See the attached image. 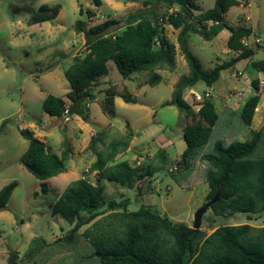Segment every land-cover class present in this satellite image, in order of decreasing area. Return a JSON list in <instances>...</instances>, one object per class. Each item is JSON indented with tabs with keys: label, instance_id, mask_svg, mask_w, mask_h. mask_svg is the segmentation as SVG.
<instances>
[{
	"label": "rangeland",
	"instance_id": "1",
	"mask_svg": "<svg viewBox=\"0 0 264 264\" xmlns=\"http://www.w3.org/2000/svg\"><path fill=\"white\" fill-rule=\"evenodd\" d=\"M100 1L101 5L96 7L92 0H0V189L16 182L5 210L0 211V264H7L12 253L17 254L16 263H19L34 237L50 241L70 230L71 225L60 215L51 214V205L74 181L84 178L95 183L98 174L91 167L96 153H105L114 141L130 139L128 149L109 166L121 161L132 167L146 165L152 176L135 181L131 187L103 180V215L83 226L80 232L88 229L94 238L110 235L114 227L107 225L113 219L106 204L112 200L127 199L129 211L150 206L173 223L189 227H192L194 214L208 202L209 189L200 173L206 165L199 158L195 164L197 170L190 174L198 183L185 189L172 178L179 172L184 173L179 169L178 161L186 149L182 139V114L174 106H165L171 101L176 83L189 72L177 41L180 30L164 25V34L175 47V67L171 70L160 67L136 72L125 79L112 61L107 62L108 74L99 78L92 87L93 100L81 102L86 120L82 116L69 115V121L64 123L63 117L50 116L43 110L42 103L48 95L62 98L66 107H72V102L66 98L71 87L65 71L73 64L74 57L86 53L84 31L106 20H115L119 22L117 32L123 29L125 19L138 11L147 9L152 18L154 14L161 16L178 10L174 6L167 11L161 3L148 8L141 1ZM194 1V13L198 14L213 8L216 0ZM41 5L58 7V16L51 22L31 24L30 17ZM88 12L94 16H88ZM223 18L228 29L213 40L204 41L199 34H190L187 38L189 49L202 66L211 69L236 57L228 50L226 42L229 29L240 26L253 30V35L246 41L256 53L251 59L239 61L222 71L213 84L211 103L221 114V122L201 153L210 152L218 140L244 142L250 138L251 131H257L264 125V88L260 96L263 102L257 106L252 125L246 128L238 119L242 105L253 94L251 81L255 77L258 81L264 78L251 67L252 61L264 60V0H241L240 6L229 8ZM77 21L81 22V33L75 29ZM258 39L263 43H256ZM235 72H241V75L233 77ZM154 75L159 76L156 84H152ZM206 88L199 81L190 89L202 94ZM190 89L183 92V99L187 101H190ZM109 90L134 96L136 103L128 104L115 97V115L110 117L101 109L102 100ZM239 93L243 94L241 99ZM228 109L234 111L231 116ZM90 123L99 126L100 132L95 133ZM18 128L32 131L57 155H61L60 145L66 141L71 153L64 163V172L43 182L31 175L19 162L28 148V141L19 134ZM98 134H101V141L93 152L88 146ZM261 155V151H256V157ZM184 181L185 185L192 184V180ZM243 224L253 227L255 234L257 229L264 227V212L250 216L235 214L226 218L214 215L209 208L202 217L201 229L211 234L220 226ZM113 225L121 235L120 228L116 226L118 223L113 221Z\"/></svg>",
	"mask_w": 264,
	"mask_h": 264
},
{
	"label": "trees",
	"instance_id": "2",
	"mask_svg": "<svg viewBox=\"0 0 264 264\" xmlns=\"http://www.w3.org/2000/svg\"><path fill=\"white\" fill-rule=\"evenodd\" d=\"M92 1L96 7L101 5L100 0ZM130 1H141L148 8L161 3L167 11L174 6L178 10L161 16L154 14L152 18L147 9L138 11L129 15L123 29L117 32L119 22L115 20H106L84 31L86 53L74 57L73 64L65 71V78L71 87L66 98L72 105L80 100H93L92 87L99 78L108 74L109 61L115 64L125 79L136 72L153 71L160 67L173 69L175 47L164 34V25L180 30L177 41L189 72L176 83L171 101L165 106H174L182 114V139L186 149L178 161L179 169L184 173L179 172L172 178L185 189L198 183L190 174L197 170L195 164L199 158L206 165L200 173L209 189L207 201L219 195V200L210 207L214 215L228 218L235 214L250 216L263 213L264 125L257 131H251L250 138L244 142L218 140L213 143L210 152L201 153L221 122V114L215 110L211 100L201 103L199 110L195 111L183 99V92L199 81L211 87L222 71L255 55V49L242 44L244 39L253 35V30L246 26L229 29L226 46L236 57L211 69L202 66L187 44L190 34H199L204 41H211L228 29L223 16L229 8L240 6L241 0H216L213 8L198 14L194 13V0ZM58 13V7L41 5L30 17V23L51 22ZM87 14L94 16L92 12ZM75 29L78 33L82 32L80 21L76 22ZM251 67L256 73L264 75V60L252 61ZM158 79L159 76L154 75L152 84H156ZM250 85L253 94L238 114L240 123L246 128L252 125L263 90L257 78ZM117 96L125 103H136L134 96L107 91L101 109L110 117L115 115L114 98ZM42 108L48 115L61 118L66 106L62 98L48 95ZM233 112L228 109L229 116ZM82 119H87L86 114ZM18 132L28 141V148L19 162L31 175L43 182L64 172V163L71 153L66 141L60 145L61 155H57L32 131L18 128ZM100 135H95L88 146L93 152L101 141ZM129 140L114 141L105 153H96L91 167L98 174L94 184L86 179L76 180L51 205V214L60 215L71 225L70 230L52 242L34 237L19 263H16L17 254L12 253L7 258V264H264V227L253 234L254 229L248 224L220 226L211 234H206L201 228L195 230L185 224L173 223L150 206L129 211L127 199L119 202L112 200L106 204V209L111 212L109 216L118 223L116 226L120 228L121 235H118L113 221L107 225L114 227L108 236L91 237L88 229L80 232L83 226L103 215V180L131 187L135 181L152 176L146 165L132 167L121 161L109 166L128 149ZM256 151H261L262 155L256 157ZM188 179L192 180V184L185 185L184 180ZM42 186L45 187V183ZM15 187L16 182L13 181L0 189V211L5 210ZM118 209L122 211H116Z\"/></svg>",
	"mask_w": 264,
	"mask_h": 264
},
{
	"label": "built area",
	"instance_id": "3",
	"mask_svg": "<svg viewBox=\"0 0 264 264\" xmlns=\"http://www.w3.org/2000/svg\"><path fill=\"white\" fill-rule=\"evenodd\" d=\"M247 39H244L242 41V44L243 46L245 47H249L248 46V43L246 41ZM261 40L258 39L256 40V43L260 44ZM241 75V72H235V73H232V76L233 77H237V76H240ZM206 90L204 92H202V94H199L198 92L196 91H193L192 89L188 90V96H190V101H187L185 100L195 111H198L199 108H200V104L205 102V101H208V100H211L212 98V86L209 87V86H206ZM259 87L261 89L264 88V78L261 79L259 78ZM240 94V99L243 97V94L242 93H239ZM262 95V94H261ZM264 98V96H263ZM68 110L69 108L66 107L65 108V111H64V114H63V122L64 123H67L69 121V115H68ZM258 108L256 107L255 111H257ZM84 179V178H83Z\"/></svg>",
	"mask_w": 264,
	"mask_h": 264
},
{
	"label": "water",
	"instance_id": "4",
	"mask_svg": "<svg viewBox=\"0 0 264 264\" xmlns=\"http://www.w3.org/2000/svg\"><path fill=\"white\" fill-rule=\"evenodd\" d=\"M83 100L77 101L70 109L68 110V115H74V116H83L85 111L81 109V102ZM93 131L95 133H99L101 128L95 124L90 123L89 124ZM219 200V195L217 194L216 197L210 201H208L203 207H201L193 217V224H192V229L198 230L201 228L202 224V217L206 213V211L211 207L212 204L216 203Z\"/></svg>",
	"mask_w": 264,
	"mask_h": 264
},
{
	"label": "crops",
	"instance_id": "5",
	"mask_svg": "<svg viewBox=\"0 0 264 264\" xmlns=\"http://www.w3.org/2000/svg\"><path fill=\"white\" fill-rule=\"evenodd\" d=\"M258 74V76H264L262 73H257ZM256 78V77H255ZM262 102L263 101H260V105H262ZM47 242H52V241H54V239L53 240H50V241H48V240H46Z\"/></svg>",
	"mask_w": 264,
	"mask_h": 264
}]
</instances>
